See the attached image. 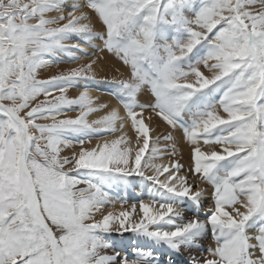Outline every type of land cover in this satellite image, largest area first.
<instances>
[{
	"label": "snow or ice",
	"instance_id": "obj_1",
	"mask_svg": "<svg viewBox=\"0 0 264 264\" xmlns=\"http://www.w3.org/2000/svg\"><path fill=\"white\" fill-rule=\"evenodd\" d=\"M0 264H264V0H0Z\"/></svg>",
	"mask_w": 264,
	"mask_h": 264
},
{
	"label": "bare ground",
	"instance_id": "obj_2",
	"mask_svg": "<svg viewBox=\"0 0 264 264\" xmlns=\"http://www.w3.org/2000/svg\"><path fill=\"white\" fill-rule=\"evenodd\" d=\"M111 63V62H110ZM56 69H53V71H55ZM106 71H107V69H106ZM121 71H125L126 72V70H124V69H121ZM107 74H109V76L111 77V75H113V72H111V71H107ZM102 75H103V73H102ZM102 86V85H101ZM102 87H104V86H102ZM94 95H97V96H100V101L101 102H112V100H111V97H108V96H105V95H103V94H97L96 92H94ZM103 113H99V114H96V115H93L92 117H90L91 119H94V118H96V116L97 115H102ZM160 130L161 131H163L164 130V126L161 124V127H160ZM93 143H95V141H93ZM185 156H187V151L185 150ZM206 204H208V203H206ZM206 204H205V207H206ZM207 208V207H206Z\"/></svg>",
	"mask_w": 264,
	"mask_h": 264
},
{
	"label": "rangeland",
	"instance_id": "obj_3",
	"mask_svg": "<svg viewBox=\"0 0 264 264\" xmlns=\"http://www.w3.org/2000/svg\"><path fill=\"white\" fill-rule=\"evenodd\" d=\"M61 68H64V67H66V65H61L60 66ZM108 76H109V74H107ZM110 77V76H109ZM102 86H104V87H102ZM100 85L97 89H95L94 90V92H96L97 94H103V95H105V96H108V97H110L107 93H106V86L105 85ZM72 115H74V113L72 114ZM206 207H208V204H206ZM205 207V208H206ZM209 242H210V238H209V240H206L205 242H204V245H205V247H207L208 246V244H209Z\"/></svg>",
	"mask_w": 264,
	"mask_h": 264
}]
</instances>
